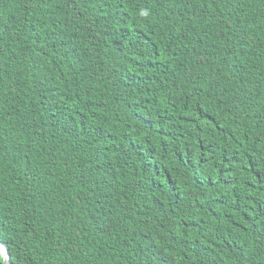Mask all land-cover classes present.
Instances as JSON below:
<instances>
[{
	"label": "trees",
	"instance_id": "obj_1",
	"mask_svg": "<svg viewBox=\"0 0 264 264\" xmlns=\"http://www.w3.org/2000/svg\"><path fill=\"white\" fill-rule=\"evenodd\" d=\"M0 240L264 264V0H0Z\"/></svg>",
	"mask_w": 264,
	"mask_h": 264
},
{
	"label": "snow or ice",
	"instance_id": "obj_2",
	"mask_svg": "<svg viewBox=\"0 0 264 264\" xmlns=\"http://www.w3.org/2000/svg\"><path fill=\"white\" fill-rule=\"evenodd\" d=\"M0 249H3L6 253L5 264H10V260H11V247H10V245L5 241L0 240Z\"/></svg>",
	"mask_w": 264,
	"mask_h": 264
},
{
	"label": "water",
	"instance_id": "obj_3",
	"mask_svg": "<svg viewBox=\"0 0 264 264\" xmlns=\"http://www.w3.org/2000/svg\"><path fill=\"white\" fill-rule=\"evenodd\" d=\"M0 253H1V255L3 256V261H2V264H5L6 253H5V251H4V250H3V251H1V250H0ZM10 264H12V259L10 260Z\"/></svg>",
	"mask_w": 264,
	"mask_h": 264
},
{
	"label": "bare ground",
	"instance_id": "obj_4",
	"mask_svg": "<svg viewBox=\"0 0 264 264\" xmlns=\"http://www.w3.org/2000/svg\"><path fill=\"white\" fill-rule=\"evenodd\" d=\"M1 251H3V249H0Z\"/></svg>",
	"mask_w": 264,
	"mask_h": 264
}]
</instances>
